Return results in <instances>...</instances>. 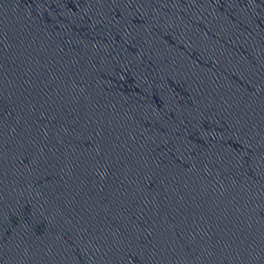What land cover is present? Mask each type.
<instances>
[{"label": "water", "instance_id": "1", "mask_svg": "<svg viewBox=\"0 0 264 264\" xmlns=\"http://www.w3.org/2000/svg\"><path fill=\"white\" fill-rule=\"evenodd\" d=\"M0 264H264V0H0Z\"/></svg>", "mask_w": 264, "mask_h": 264}]
</instances>
